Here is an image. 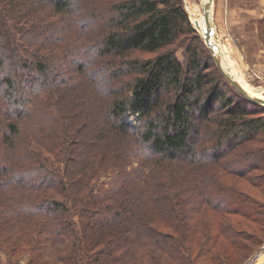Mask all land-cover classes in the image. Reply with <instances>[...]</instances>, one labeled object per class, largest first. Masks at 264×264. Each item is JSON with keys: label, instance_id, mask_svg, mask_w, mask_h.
<instances>
[{"label": "trees", "instance_id": "1", "mask_svg": "<svg viewBox=\"0 0 264 264\" xmlns=\"http://www.w3.org/2000/svg\"><path fill=\"white\" fill-rule=\"evenodd\" d=\"M225 176L264 190V106L182 0H0V264H242L263 238L205 212L264 203Z\"/></svg>", "mask_w": 264, "mask_h": 264}, {"label": "rangeland", "instance_id": "2", "mask_svg": "<svg viewBox=\"0 0 264 264\" xmlns=\"http://www.w3.org/2000/svg\"><path fill=\"white\" fill-rule=\"evenodd\" d=\"M201 1L182 0L188 19L189 21L191 20L190 23L192 22L191 25L193 24L199 33L204 36L205 24L201 14ZM212 16L216 41L226 50L237 77L249 91L252 90L254 92L255 96L264 98V32H261L259 29V20L264 18V0H213ZM200 34L199 36L202 38ZM176 54L180 59H183L181 49H176ZM135 55L138 57H149L154 54L149 52H135ZM75 100L76 102H73V108L77 110L81 109L80 117L82 120H96L93 112H89L86 107H82L79 96L76 95ZM88 137V135L83 136L82 141H94L93 138L90 139ZM252 145L260 147L263 144L255 142ZM75 147L78 149L81 148L79 144H76ZM222 178L228 183H235L241 189L258 197L264 203V190L262 188H251L239 179H231L227 176ZM205 213L206 219H209V224L212 221L213 231H215L216 221L220 219L237 223L241 227H246L249 231L257 232L263 240L255 248L253 254L242 264H264V221L249 223L237 216L221 217L209 211ZM225 246L227 245L225 244ZM215 248L217 249L216 251H220L219 249H221L218 247V244L215 245ZM197 249L198 246L194 248L195 253ZM143 253L144 251L140 249L136 251L135 258L138 255L140 260L137 259V261L139 263L145 259ZM226 254L229 257V262H234L235 260L242 261L241 256L234 250L232 251L231 248H229ZM26 260L27 258L24 256L19 260L18 264H26ZM261 260L263 261L261 262ZM199 264L214 263L204 261Z\"/></svg>", "mask_w": 264, "mask_h": 264}, {"label": "water", "instance_id": "3", "mask_svg": "<svg viewBox=\"0 0 264 264\" xmlns=\"http://www.w3.org/2000/svg\"><path fill=\"white\" fill-rule=\"evenodd\" d=\"M211 1H213V0H206L204 3H202V6H203V14H204L205 19H207L209 17V10L208 9H209V4L211 3ZM212 17L213 16H211V18ZM192 26H193V24H192ZM193 28L197 31V29L194 26H193ZM202 39H203V42H204L205 46L209 50L211 56L213 57V60H214V62L216 64V66L221 71V73L223 74V76L225 77V79L227 80V82L230 85H232L243 96H245L247 99H249L251 101H254V102H256V103L261 104V105L264 106V99H262L260 97L253 96L249 92H247V90H245L241 86V84L236 80V78L224 66L223 60L219 56V54L217 52V48L215 46V38H212L211 33H208L205 36H202Z\"/></svg>", "mask_w": 264, "mask_h": 264}, {"label": "bare ground", "instance_id": "4", "mask_svg": "<svg viewBox=\"0 0 264 264\" xmlns=\"http://www.w3.org/2000/svg\"><path fill=\"white\" fill-rule=\"evenodd\" d=\"M206 0H202L201 1V14H202V18H203V21H204V24H205V35L208 34V33H211L212 35V38H215V46L217 48V52L219 54V56L221 57V59L223 60V63H224V66L229 70V72L236 78V80L241 84V86L247 90V92H249L251 95L255 96L254 94H252L246 87L245 85L241 82V80L237 77L236 75V72L232 66V63L229 59V56L227 55L226 53V50H224L223 47H221L217 41H216V36H215V29L213 27V23H212V10H213V1H211V3L209 4V17L207 19H205L204 17V14H203V6H202V3H204ZM209 25V26H208ZM204 35V36H205ZM258 97V96H256ZM262 98V97H260ZM264 99V98H262ZM264 257V256H263ZM263 260H261L262 262Z\"/></svg>", "mask_w": 264, "mask_h": 264}]
</instances>
